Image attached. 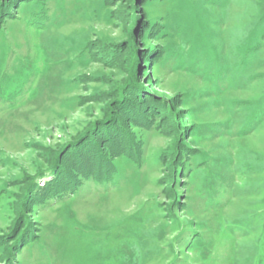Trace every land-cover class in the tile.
Wrapping results in <instances>:
<instances>
[{
  "label": "rangeland",
  "instance_id": "rangeland-1",
  "mask_svg": "<svg viewBox=\"0 0 264 264\" xmlns=\"http://www.w3.org/2000/svg\"><path fill=\"white\" fill-rule=\"evenodd\" d=\"M0 264H264V0H0Z\"/></svg>",
  "mask_w": 264,
  "mask_h": 264
}]
</instances>
